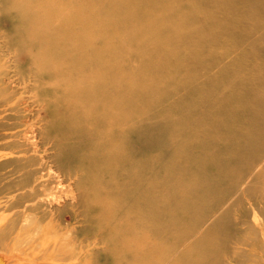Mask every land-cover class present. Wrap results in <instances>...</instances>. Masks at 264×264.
<instances>
[{
  "label": "bare ground",
  "instance_id": "6f19581e",
  "mask_svg": "<svg viewBox=\"0 0 264 264\" xmlns=\"http://www.w3.org/2000/svg\"><path fill=\"white\" fill-rule=\"evenodd\" d=\"M123 1L134 2L113 0L110 4L120 6ZM136 2L139 6L124 9L131 29L125 28L127 32L120 38L101 35L107 46L103 54L94 49L89 52L96 35L92 40L88 29L74 33L73 20L46 12L52 8L48 2L34 6L35 11L30 9L31 35H23V30L14 25L6 27L7 54L0 47V194L5 193L16 206L21 202L33 206L26 213H17L14 227L26 232L27 227L22 226L25 214L35 212L46 217L51 214L48 209L59 208L58 199L68 198L79 200L81 213L95 216L103 207L114 210L116 217L123 207L134 208L133 223L142 224V175L152 174L138 162L142 164V157L153 147H160L159 157L167 152L164 141L172 134L169 129L197 135L191 143L181 144L187 149L185 157H196L198 168L207 169L204 180L208 181L202 182L188 204L190 210L200 212L193 236L214 227L220 213L225 215L243 190L250 195L257 193L255 216L264 219V44L257 43L260 37L264 39V0H199L216 13L198 20L194 11L192 17L196 20L181 19L179 23L174 0ZM141 2H145L144 7ZM19 11L23 13V9ZM162 15L172 19L163 20ZM10 16L18 19L17 14ZM214 18L215 24L203 28L201 22L206 24ZM237 26L242 29L236 30ZM227 28L241 34L237 44L243 45L245 40L255 44L248 51L234 46L235 50L219 54L222 29ZM62 41L69 45L63 46ZM119 41L126 48L122 52L113 50ZM194 43L204 44L201 52L180 54L178 46ZM127 52L142 60L151 53L164 54L171 60L176 53L188 62L187 66L177 65L187 75L177 77L172 87L154 95L158 100L154 101L153 96L132 111L124 109L129 92L122 83V104L120 111H115L114 100L120 92L117 94L114 88L121 80L114 81L109 58L128 61ZM221 81L226 84L217 89ZM138 92L144 93L142 89ZM170 112L178 117L172 118ZM131 142L127 151L126 145ZM89 157H134L129 165L126 158L115 160L122 170L118 193L121 185L129 184L136 204L112 198L110 183L98 181L87 164L93 159ZM83 180H89L92 186L97 182L103 185L100 189L97 183L94 190L106 204H88L84 194L91 184L81 186ZM27 186L35 193L27 194ZM214 193L218 201L208 206L207 199ZM150 203L154 207L160 202L150 196ZM249 212V207L243 208V215ZM140 249L138 246V252ZM101 254L100 250L98 256Z\"/></svg>",
  "mask_w": 264,
  "mask_h": 264
},
{
  "label": "rangeland",
  "instance_id": "374dc122",
  "mask_svg": "<svg viewBox=\"0 0 264 264\" xmlns=\"http://www.w3.org/2000/svg\"><path fill=\"white\" fill-rule=\"evenodd\" d=\"M111 1L113 0H0L1 51L7 54L5 44L8 36L5 29L8 24L23 30V35L26 33L31 35L33 25L30 9L35 11L34 6L48 2L52 8L46 9V12H55L59 17L66 16L67 19L73 20L71 25L76 27L74 33L79 34L88 29L92 40L96 35L95 45L90 46L89 52L94 49L103 54L107 46L103 43L105 39L101 35L109 34L113 39L120 38L127 29H131L130 19L124 13V9L132 10L133 6H139L136 0L130 3L123 1L120 6L111 5ZM174 1L178 9L176 14L178 23L181 19H195L192 17L194 11L198 20L212 17L214 12L216 13L213 8L206 9V5L201 4L199 0ZM144 6L145 2H141V7ZM20 9H23L22 14L19 13ZM9 14H17L18 19L11 16L8 18ZM162 19L171 20L172 17L162 15ZM214 20L215 18L206 24L201 22L203 28L215 24ZM239 29L242 27L237 26L236 30ZM38 30L41 32V29ZM222 30L224 32L222 34L220 32L219 54L227 49L235 50L234 46L244 47L248 51L255 44L251 40L243 41V45L237 44L240 33L231 32L228 28ZM70 34L72 33L68 35ZM158 36L164 37L162 32H158ZM257 43L264 44V39L260 37ZM62 45L69 44L62 41ZM203 45L187 44L178 46V50L181 55L186 56L192 52H201ZM125 49V45L120 41L114 43V51L122 52ZM151 52L154 53L152 50ZM152 53L145 60L130 52L126 53L128 61L109 58L114 67V81L118 83L121 80L120 86L114 88L117 94L120 92L118 100L117 96L114 100L115 111H120L118 109L122 104L124 93L122 83H126V93L129 92L124 109L132 111L134 106L149 100L163 89L172 87L173 80L177 77L183 78L187 75L177 67L188 65V62L180 59L178 54L174 53L175 59L169 60L164 54ZM225 84V81H221V86L217 85L216 88L224 87ZM136 89L137 92L132 93ZM138 89H142L144 93L138 92ZM158 98L154 96L153 100L156 101ZM169 115L172 118L178 117L174 112H170ZM182 118L186 121L185 116ZM192 128L197 130L194 126ZM168 131L172 134L164 141L168 150L163 156H158L157 151L160 147L156 146L157 148L153 147L142 157V164L137 161L139 167L152 174L142 175L141 204H144L142 224L133 223L134 208L123 207L120 215L116 217L114 210L103 207L95 216L93 213H81L83 207L78 204L79 200L68 198L58 199L59 208L48 209L51 214L46 217L35 212L25 214L26 222H23L24 224L21 222L22 226L27 227L24 232L14 227L16 220L13 218L19 211L24 210L19 213H26L33 207L32 204L26 205L21 202V205L16 206L5 193L0 194V264H264V219L256 217L257 214L255 216L254 203L259 199L257 193L250 195L243 190L238 199L232 200L225 215L224 212L220 213L214 227L210 226L199 235L193 236L199 226L200 212H197V209L190 210L188 204L193 201V193L196 194V189L201 188L202 182L208 181L204 180L208 175L207 169L198 168L196 157H185L187 149L181 143H191L190 141L196 139V134H191V131L188 133L172 129ZM131 144L132 142L126 145L127 151ZM118 158H126V165L134 162V157H94L95 160L90 159L87 164L99 182L107 180L110 183L113 189L112 198L136 204L129 184L121 185V193H118L119 175L122 173L120 163L115 160ZM35 159L41 161L38 156ZM68 182L70 183V180ZM87 182L90 183L89 180H83L81 186L88 184ZM97 183L93 186L90 183L89 189L85 191L84 197H87L89 205L102 201L106 204L101 194L94 190ZM66 184L65 181L64 188ZM99 187L101 189L103 185L99 183ZM32 192L35 193V189L27 186L26 193L30 195ZM150 196H155L160 203L152 207ZM51 197L57 198L52 195ZM114 199L109 201H115ZM217 201L218 197L214 193L207 199V204L210 206ZM244 207L250 209L247 216L243 215ZM192 236L193 240L190 242ZM138 246L142 248L139 252ZM100 250L102 254L105 253L104 256L102 254L98 256Z\"/></svg>",
  "mask_w": 264,
  "mask_h": 264
}]
</instances>
